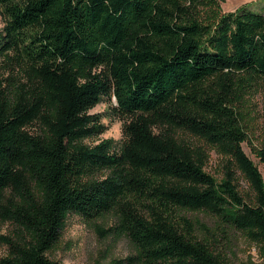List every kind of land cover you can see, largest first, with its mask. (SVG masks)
I'll list each match as a JSON object with an SVG mask.
<instances>
[{
  "label": "trees",
  "instance_id": "1",
  "mask_svg": "<svg viewBox=\"0 0 264 264\" xmlns=\"http://www.w3.org/2000/svg\"><path fill=\"white\" fill-rule=\"evenodd\" d=\"M0 16V264H61L49 251L69 214L129 244L105 264H231L240 239L258 260L241 264H264V179L242 147L264 12L0 0ZM104 97L122 137L89 143Z\"/></svg>",
  "mask_w": 264,
  "mask_h": 264
},
{
  "label": "rangeland",
  "instance_id": "2",
  "mask_svg": "<svg viewBox=\"0 0 264 264\" xmlns=\"http://www.w3.org/2000/svg\"><path fill=\"white\" fill-rule=\"evenodd\" d=\"M223 11H233L236 8L250 9L256 12H264V0H220ZM3 22L0 16V28ZM114 103V99H111ZM110 101L104 97L100 103L90 109V113H96L100 117V124L105 128L96 137L87 140L89 143H97L101 140H110L115 144L121 137L122 121L115 118L110 110ZM250 109L251 115L248 117L249 142L242 144L246 155L257 164L264 179V162L260 161L252 148L259 146L262 136V116L264 112V79L259 80L252 87ZM216 162L219 158L211 153L210 161L206 169L213 172L217 169ZM241 185L244 186L243 182ZM204 220L202 214L198 215ZM110 220L106 223H108ZM101 223V220H95ZM107 226V224H104ZM7 225L2 227L3 232L8 231ZM234 254L230 260L231 264H241L248 256L254 261L257 260L255 247L243 240H238L233 245ZM131 248L124 239H113L102 237L95 231L92 222L86 221L79 215L69 214L65 220V225L55 246L49 251V256L58 260L61 264H105L111 258L124 257L129 254ZM6 253L4 246H0V256Z\"/></svg>",
  "mask_w": 264,
  "mask_h": 264
}]
</instances>
